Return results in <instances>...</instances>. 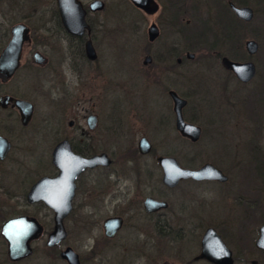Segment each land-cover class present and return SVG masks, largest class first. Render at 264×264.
I'll use <instances>...</instances> for the list:
<instances>
[{
    "label": "flooded vegetation",
    "instance_id": "flooded-vegetation-1",
    "mask_svg": "<svg viewBox=\"0 0 264 264\" xmlns=\"http://www.w3.org/2000/svg\"><path fill=\"white\" fill-rule=\"evenodd\" d=\"M79 2L83 20L79 17V11L75 9L66 13L68 17L66 24L57 0L45 4L40 12H31L24 0H16V2L0 0V55L12 39L13 26L24 25L28 28V40L22 44L18 67L7 79L0 78V264H69L62 257L66 249L77 255L79 264H89V259L96 256L93 246L89 250L90 197L99 203L105 200L110 203L118 201L128 204L125 209L103 218L102 235L107 241L115 239L124 229L125 219H128L130 214L138 213L155 234L166 238L173 246L189 237L196 239V251L186 255V259H172L176 262L193 264L201 261L215 264L201 255L205 232L208 228H212L231 251L232 264H264L262 257L264 250L255 245L259 227L264 224L257 229L254 249L247 251L248 255L245 254L246 257H243L244 250L233 251L229 242L224 241L225 237L222 231L217 229V224L210 223L211 221L207 223L204 220L203 207L207 199H202L201 193L206 192L205 184L219 183L231 186L229 197L232 209H236L239 204L253 207L259 203V200L250 196L251 188L248 184H244L247 187L245 188L247 198H243L241 190L243 184H234L227 170L231 159L227 158L226 152L222 157L207 150L208 143L204 139L212 136L205 134L204 125L199 119L201 110L197 111L196 104H191L188 97L190 85L186 73L188 63L197 57L194 51L197 46L198 58L203 64L207 60L214 62L217 79L224 91L237 89L238 85L241 87L255 85L260 97L258 101L264 105V76L261 73L259 60L264 54L262 24L264 0H217L214 6L209 4L208 7L202 6L200 0H138L139 5L134 4L132 0H120V3H128L136 12L133 21L134 34L143 41L144 36L147 38L146 45L142 46L143 50L139 52V64L146 69L147 75H151L150 82L162 87L161 90L169 97L168 111L162 113L155 124L147 116V110L142 108L136 99H126L121 91L115 88L111 89L113 92L110 99H93L88 114L81 120H67L63 107L80 104L77 92L93 88L99 75L104 73L102 69L104 36L123 32L115 28V24L111 27L106 16L110 0H79ZM115 3L119 4V2ZM233 6L248 8L249 17L239 16ZM33 15H38L37 24L31 22ZM189 29H192L197 36H189ZM151 32L153 35L150 34ZM157 41L165 42L164 50L159 57L149 53L150 48ZM249 42L253 44L248 45ZM87 43L93 49L94 57L88 54ZM157 59L159 65L155 63ZM228 62H250L254 65V73L248 80H243L227 66ZM49 68L52 69L53 83L50 84L49 90L43 92V87L37 88L35 85L36 77L41 76ZM94 68L96 72L98 71L96 75L93 73ZM117 84L121 85V83ZM179 85L183 90L178 88ZM40 90L41 93L38 92ZM210 90L212 89L209 88ZM172 93L185 100L181 106V117L184 122L199 128V135L195 139L182 134L177 129ZM40 94L50 97L47 100L50 106L56 107L55 115H50V110L46 116L44 109L37 113L36 97ZM236 99L237 93L225 99L227 107L232 109L236 106ZM16 100L26 102L30 107L20 108L16 105ZM134 116L146 121L149 134L142 133L136 140L137 136L133 134L135 138L132 137L130 140L128 135L130 136L137 128ZM159 126L161 128L165 126L164 129L170 126L175 136L172 140L161 142L163 146L165 144L168 146L166 152L161 154L158 153L151 135ZM126 138L129 141L126 142ZM47 139L50 142L48 149ZM142 139L146 141L148 148L141 145ZM59 144L62 145L59 147L60 157L68 152L83 157L104 153L108 156L109 162L92 168L87 167L79 173L74 181L71 210L63 218L66 236L51 245L47 240L54 230L55 214L47 206L46 197L59 198L62 194L61 184L57 182L54 185L43 184L34 192L33 189L42 178L52 179L60 175V168L53 162V152ZM159 156L172 157L181 168L187 169H197L204 164H211L226 178L224 180L186 178L168 186L162 181ZM231 161L235 166H246L247 170H249L248 166L250 169L253 168L254 161L255 168L262 175L263 188L259 190L261 195L264 191V153L258 151V157L248 159L237 156ZM95 173L100 177L91 179L89 186V175ZM84 181H86L85 186ZM187 184L196 186V193L192 192L191 195L188 191L189 194H186L188 197L174 206L172 201L167 199L166 192L180 190L181 186ZM186 188L192 191L189 186ZM158 191L161 193L158 194ZM148 197L164 201L167 205L147 211L144 201ZM77 199L86 202L87 208V241L84 254L68 242L67 224ZM110 217L122 219L120 227L113 236H107L103 228L104 220ZM174 217L183 219L182 223L173 226ZM20 219L18 224L9 227L6 232L24 239L22 249L29 251L24 255L12 257L9 242L3 236V228L8 222ZM132 225L133 228L139 227V230L142 228L136 220ZM32 231L34 235L26 238ZM142 233L138 231L136 235L140 236ZM209 242H212L211 239ZM140 255L137 254L136 257ZM133 261L135 260L132 259L131 264ZM174 261L167 260L165 264H175Z\"/></svg>",
    "mask_w": 264,
    "mask_h": 264
},
{
    "label": "rangeland",
    "instance_id": "rangeland-1",
    "mask_svg": "<svg viewBox=\"0 0 264 264\" xmlns=\"http://www.w3.org/2000/svg\"><path fill=\"white\" fill-rule=\"evenodd\" d=\"M52 1L24 0L25 5L31 12H40L45 4H50ZM115 2H119V4ZM200 2L202 6L208 7L207 5L209 4L214 6L217 0H200ZM135 14V10L128 3H120V0H110L106 16L111 27L115 24V28L121 29L123 32L104 36L105 47L102 50V69L104 73L101 76L99 75V79L94 82L93 88L77 92L80 104L63 107L67 120H81L84 115L88 114L89 106L94 101L93 99L108 100L112 97V88L121 91L122 96L126 99H136L142 105V108L147 110V116L153 124H155V121L159 119L162 113L168 111L169 97L161 90L162 87L153 85L155 82L153 84L150 82L151 75H147L146 69L138 62L139 52L143 50L142 46L146 45L147 41L145 40L147 38L144 36L143 41L142 38L134 34L133 21ZM37 19L38 15L31 16L32 23L37 24ZM262 24L264 25V21H262ZM165 32L166 29L164 30ZM188 35H195V33L192 29H189ZM164 45L165 42H155L149 53L159 57L164 50ZM196 47L194 51L197 57L188 63L189 66L186 69L187 82L190 85L188 97L191 104H196L197 111L201 110L199 119L204 125L205 134L212 136L209 139L203 138L208 143L206 146L207 150L222 157L227 153V158L230 157L231 160L237 156L244 159L258 157V151L264 153V105L258 101L260 97L256 86L241 87L238 85L237 89L233 88L232 90L224 91L217 79V69L214 66V62L207 60L203 64L198 58L199 49ZM259 60L261 73L264 76V54ZM52 61H55V59H52ZM155 63L159 65L160 62L157 59ZM51 71V68L46 69L41 76L36 77L37 83L35 85H37V88L43 87V92L49 90L50 84L53 83ZM93 73L96 75L98 71L96 72L94 68ZM122 82L125 84L123 85ZM117 83H121V85ZM178 88L183 90L180 85ZM209 88L212 90L209 91ZM42 91L38 92L41 93ZM236 93V106L230 109V107H227L225 99L230 98L231 94L236 95ZM47 98L50 99L49 96L46 97L44 94L36 97L38 103L37 113L44 109L46 116H48L50 110V115H55L54 109L56 107L50 106ZM88 98L91 99L88 100ZM134 115L136 114L134 113ZM136 116L133 119L137 122V128L130 136L128 135L130 140H132V137L135 138L133 134L137 136L135 140L142 133L149 134L146 121H141L142 118H137ZM164 127L161 128L159 126L151 134L159 154L166 152L168 147L167 144L163 146L162 143L175 137L170 126L165 129ZM125 141L129 140L126 138ZM46 143L48 149L50 144L48 139ZM231 160L227 170L234 184H243L241 187L243 198H247L245 196L247 195L245 192L247 187L244 184H248L251 188L250 196L257 198L259 203L253 207H248L247 204H239L236 209H232L229 197L231 186L208 183L205 184L206 192L201 193L202 190L200 192L202 199H207L206 205L203 207L205 210L204 220L207 223L211 221L210 223L217 224V229L222 231L221 233L225 237L224 241L229 242L233 251L235 249L242 251L243 249V257H246L248 255L247 251L254 249L253 243L257 237L258 227L264 224V212H262L264 210V191L261 195L259 193V190L263 188L262 175L255 168L254 161L253 168L250 169V166H248L249 170H247L246 166L233 165ZM96 176L100 177L97 173L89 175V186L90 180L96 179ZM85 185L86 181H84ZM188 186L192 191L186 188ZM179 189L166 192L167 199H170L174 206L181 201L183 202L188 197L186 194H189V192L193 195L197 191L196 186L188 184L181 186ZM160 193L161 191H158V194ZM163 195L165 196V194ZM127 206V202L119 203L114 201L110 203L104 200V202L100 201L99 203L90 197L89 250L93 246L96 256L93 259H89V264H131L132 259L135 260L132 262L133 264H165L167 260L173 262L174 260L172 259H186V255L196 251L197 241L195 238L189 237L173 246L169 240L155 234L150 225L138 213L130 214L129 218L125 219L124 229L115 239L107 241L102 235L101 223L103 218L123 210ZM86 209V202L77 199L74 203V211L67 224L69 232L68 242L72 243L82 254L85 253V243L87 241ZM133 219L138 221V225L143 229L139 230V227L133 228ZM182 221L183 219L181 220L180 217H174L175 223H173V226H178ZM138 231L143 233L140 236L139 234L136 235ZM155 236H157L156 239ZM137 254H141L140 257H136ZM174 263L181 264L182 262L174 261ZM193 264L207 263L200 261Z\"/></svg>",
    "mask_w": 264,
    "mask_h": 264
},
{
    "label": "water",
    "instance_id": "water-1",
    "mask_svg": "<svg viewBox=\"0 0 264 264\" xmlns=\"http://www.w3.org/2000/svg\"><path fill=\"white\" fill-rule=\"evenodd\" d=\"M60 5L62 16L64 22L67 24L68 17L66 13L71 10L77 9L80 13L79 17L83 20V12L80 11V2L79 0H57ZM134 4L139 5L138 0H132ZM234 10L241 17L248 18L250 10L248 8H237L234 7ZM66 20V21H65ZM12 39L6 45L4 50L0 55V78L2 80L7 79L11 76L15 69L19 65V58L22 49V44L25 40H28V28L24 25H15L12 27ZM153 35V32L150 33ZM253 42H249L248 45H252ZM93 49L89 47L87 43V52L90 54V57H94ZM227 66L235 73L238 77L243 80H248L254 73V65L250 62L237 63V62H228ZM172 98L175 101V110H176V127L184 135L189 136L192 139H195L199 135V128L191 123L184 122L181 117V106L185 103V100L177 96L175 93H172ZM16 105L20 108L23 106L30 107V105L23 101H15ZM63 144V143H62ZM141 145L144 148H148V145L144 139L141 141ZM62 145L59 144L53 152V162L60 168V175L57 178H47L44 177L38 181L35 185L33 192L40 187L41 185L49 184L54 185L55 182L61 184L62 194L59 198L54 199L53 197H46V204L49 206L55 214L54 221V230L49 234L47 243L55 244L65 238L66 232L63 225V218L71 210V200L74 195L75 190V179L81 171L85 168L95 167L98 164L105 165L109 162V158L106 154H98L90 157H83L72 152L62 154L60 157L59 147ZM144 151V150H143ZM66 160V161H62ZM159 165L162 169V181L165 185L172 186L175 185L180 179L191 178L194 180L202 179H214V180H224L225 175L216 167L211 164H204L203 166L197 169H187L181 168L177 161L172 157L159 156L158 157ZM166 202L155 200L151 197L146 198L144 201V206L147 211L157 210L163 207H166ZM20 220H13L8 222L3 228V236L8 240L10 245V251L12 257H18L19 255H24L29 250H23L22 246L25 243L24 239L21 237L18 238L15 234L7 233V229L13 225L18 224ZM122 219L120 217H110L104 220L103 228L107 236H113L115 231L120 227ZM34 235L33 231L26 236ZM211 239L212 242H209ZM256 247L264 250V225L259 227V235L255 241ZM21 246V247H19ZM24 248V247H23ZM203 257L207 258L209 261L215 264H232L233 258L231 251L227 248L224 242L221 240L219 235L215 232L214 229L208 228L205 232V235L202 240V254ZM62 257L67 260L69 264H79L77 255L70 249H66L62 254Z\"/></svg>",
    "mask_w": 264,
    "mask_h": 264
}]
</instances>
